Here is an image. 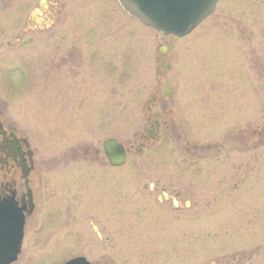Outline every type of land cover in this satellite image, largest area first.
Segmentation results:
<instances>
[{
  "label": "rangeland",
  "instance_id": "obj_1",
  "mask_svg": "<svg viewBox=\"0 0 264 264\" xmlns=\"http://www.w3.org/2000/svg\"><path fill=\"white\" fill-rule=\"evenodd\" d=\"M61 2L57 37L24 40L19 35L26 12L19 5L6 11L0 4V97L36 149L39 169L34 187L41 210L16 264H61L79 255L94 264H205L239 253L252 255L251 264H264V148L251 157L254 194L223 198L200 188L202 175L186 164L177 142L160 135L143 151L139 146L151 94L167 62L160 50L166 46L177 53L176 67L209 53L216 43L228 51L239 46L231 25L216 29L217 17L210 16L190 35L175 38L130 20L115 0ZM219 15L253 30L264 56V0H225ZM87 29L95 31L90 45ZM99 45L101 56L93 53ZM72 46L74 68L56 75L55 52L64 54ZM248 72L255 129L264 80L257 82V71ZM184 86L195 89L193 81ZM111 138L134 145L121 168H112L103 151ZM169 182L190 192L180 210L159 188L151 190ZM31 251L39 253L36 259Z\"/></svg>",
  "mask_w": 264,
  "mask_h": 264
},
{
  "label": "flooded vegetation",
  "instance_id": "obj_2",
  "mask_svg": "<svg viewBox=\"0 0 264 264\" xmlns=\"http://www.w3.org/2000/svg\"><path fill=\"white\" fill-rule=\"evenodd\" d=\"M224 1L222 0L211 15L217 17L214 28L220 30L224 28V24L229 23L230 31L234 33L231 36L236 37L239 46L227 45L228 51L224 52L222 46L216 43L209 53L200 52V56L186 61L181 67H176L174 63L177 53L169 52V48L164 46L160 55L163 60L167 59V62L162 64V81L151 94L145 133L141 135L142 142L139 146L140 151H143L148 143H154L160 135H164L177 142L188 166L197 167L202 175L198 178L200 188H208L207 194L213 197L244 198L254 194L250 176L252 153L264 148V85H260L262 102L257 110V127L253 129L250 121L251 79L248 72L255 70L257 82L264 80V56L260 48L263 43L259 39L258 46L255 45V32L245 23L229 21V16L226 20L225 16L220 17L219 11ZM0 4L6 11L19 5L26 12L20 22L19 38L22 40L25 37L35 38L42 35L57 37L59 30L56 26L61 22L65 5L61 0H0ZM120 9L123 11L121 7ZM125 15L138 22L127 13ZM94 32L87 29L84 33L88 45L95 42L92 40ZM99 38H104V35L101 34ZM227 38L230 40V33ZM105 43L106 37L103 41L104 45ZM98 47H94L93 53L101 56L100 54L105 52L101 51L100 45ZM74 58V46L64 54L57 50L52 72L58 76L65 72L69 75V70L74 68ZM208 62L210 64L207 66ZM64 69L68 70L62 72ZM239 70L243 71L235 77L234 73ZM187 81L194 82V91L190 88L185 90ZM8 108L7 102L0 97V203L7 204L4 209L24 223L22 248L18 260L14 263L16 264L24 253L26 231L30 223L35 222L37 213L41 210H38L40 200L34 187L39 169L36 149L32 148L30 140L8 116ZM124 144L131 154L134 145ZM109 165L112 168H121L110 163ZM183 169L186 170V167ZM173 183H165L163 187L153 185L151 190L157 191L159 188L165 201L180 210L188 205V201L184 199L190 197V192H185ZM44 238V235L40 236L36 245H41L46 239ZM31 252V260L36 259L39 253ZM251 257L252 255L240 253L224 254L205 264H251ZM74 260L89 261L85 256L79 255L61 264Z\"/></svg>",
  "mask_w": 264,
  "mask_h": 264
},
{
  "label": "water",
  "instance_id": "obj_3",
  "mask_svg": "<svg viewBox=\"0 0 264 264\" xmlns=\"http://www.w3.org/2000/svg\"><path fill=\"white\" fill-rule=\"evenodd\" d=\"M122 8L144 25L165 35L184 37L212 15L222 0H117ZM111 165L126 163L129 150L123 143L108 139L103 144ZM23 224L0 215V264H11L21 249ZM80 262H83L80 260ZM74 261L68 264H78ZM89 264V263H86Z\"/></svg>",
  "mask_w": 264,
  "mask_h": 264
}]
</instances>
